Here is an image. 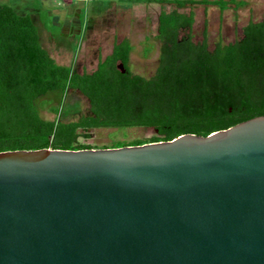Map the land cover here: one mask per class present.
<instances>
[{
    "label": "water",
    "instance_id": "1",
    "mask_svg": "<svg viewBox=\"0 0 264 264\" xmlns=\"http://www.w3.org/2000/svg\"><path fill=\"white\" fill-rule=\"evenodd\" d=\"M0 264H264V116L135 146L0 152Z\"/></svg>",
    "mask_w": 264,
    "mask_h": 264
},
{
    "label": "trees",
    "instance_id": "2",
    "mask_svg": "<svg viewBox=\"0 0 264 264\" xmlns=\"http://www.w3.org/2000/svg\"><path fill=\"white\" fill-rule=\"evenodd\" d=\"M148 1L178 8L216 6L221 12L245 5L236 0ZM193 24L192 12L159 13V60L149 78L130 71L132 45L126 38L116 41L92 72L79 74L58 64L41 45L30 15L0 2V152L97 149L78 141L79 131L91 128L155 131L148 140L120 141L111 148L135 146L183 134L207 136L264 116V17L250 20L237 41H218L213 49L206 31L201 42L193 41ZM68 91L87 100L89 114L69 122L42 118L37 100Z\"/></svg>",
    "mask_w": 264,
    "mask_h": 264
},
{
    "label": "rangeland",
    "instance_id": "3",
    "mask_svg": "<svg viewBox=\"0 0 264 264\" xmlns=\"http://www.w3.org/2000/svg\"><path fill=\"white\" fill-rule=\"evenodd\" d=\"M236 1L245 5L238 8L229 5L221 12L216 6L178 8L171 3L148 0H0L10 6L19 3L21 9L26 6L37 12L53 36L51 39L43 33V43L58 62L72 61L78 72L92 71L98 61L110 53L116 41L126 38L132 45L128 67L133 74L145 78L153 76L158 65L157 26L162 10L192 12L193 41L201 42L206 31L208 48L213 49L218 41L224 44L237 41L250 20L260 21L264 17V0ZM55 11L61 13L58 24L53 19ZM36 103L41 117L48 120L76 121L89 114L87 100L72 91L51 92ZM52 109H58V114ZM79 132V142L97 148H111L120 141L148 140L155 134L150 128H91Z\"/></svg>",
    "mask_w": 264,
    "mask_h": 264
},
{
    "label": "crops",
    "instance_id": "4",
    "mask_svg": "<svg viewBox=\"0 0 264 264\" xmlns=\"http://www.w3.org/2000/svg\"><path fill=\"white\" fill-rule=\"evenodd\" d=\"M20 2H22L23 0H19ZM14 9H15V11H17V12H24V13H20V14H28V15H30L31 16V18H32V20H33V22H34V24L36 25V27H37V29H38V32H39V37H40V42H41V45L48 51V53L51 55V57L58 63V64H60V65H64V66H69V67H71L72 69H73V71L74 72H77V73H79V74H82L83 72H87V73H90V72H92V71H85V69H83L81 72H78L77 70H76V67H75V64L72 62V61H70V62H58L56 59H55V57L53 56V53L51 52V51H49V49L47 48V47H45V45H44V43H43V33L45 34V36L48 34L49 35V37L51 38V39H53V36H52V34L51 33H49V31L45 28V25L42 23V21H41V19H40V17L38 16V14H37V12L34 10V9H32V8H30V7H26V6H24V8H26V9H21V7H22V4H19V3H14V5L12 6ZM60 11H55L54 12V16H53V19H54V22L55 23H57L58 24V22H60L61 21V19L59 18V16L61 15V13H59ZM74 22H75V18H74ZM110 53H111V51H110ZM109 53V54H110ZM109 54H107V55H109ZM106 55V56H107ZM105 56V57H106ZM105 57H103V58H105ZM102 58V59H103ZM99 62V61H98ZM98 64V63H97ZM97 64H96V66H97ZM96 68V67H95Z\"/></svg>",
    "mask_w": 264,
    "mask_h": 264
}]
</instances>
